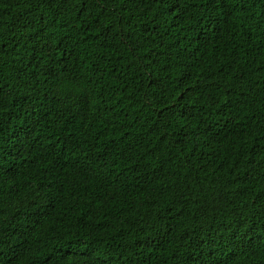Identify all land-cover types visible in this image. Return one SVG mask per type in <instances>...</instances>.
Here are the masks:
<instances>
[{
	"label": "trees",
	"instance_id": "1",
	"mask_svg": "<svg viewBox=\"0 0 264 264\" xmlns=\"http://www.w3.org/2000/svg\"><path fill=\"white\" fill-rule=\"evenodd\" d=\"M0 264H264V0H0Z\"/></svg>",
	"mask_w": 264,
	"mask_h": 264
}]
</instances>
